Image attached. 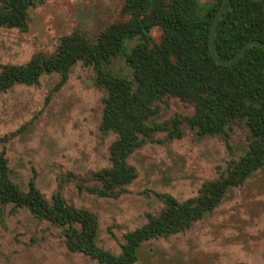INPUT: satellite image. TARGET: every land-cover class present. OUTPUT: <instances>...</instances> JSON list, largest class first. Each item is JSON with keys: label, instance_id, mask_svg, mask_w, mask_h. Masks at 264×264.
<instances>
[{"label": "rangeland", "instance_id": "rangeland-1", "mask_svg": "<svg viewBox=\"0 0 264 264\" xmlns=\"http://www.w3.org/2000/svg\"><path fill=\"white\" fill-rule=\"evenodd\" d=\"M214 0H200L207 7ZM1 5V2H0ZM125 0H44L28 11L27 30L0 27V72L6 65L28 63L38 54H53L62 38L75 32L94 40L111 23L128 20ZM161 41V30L150 32ZM139 38L127 41L131 49ZM110 68L132 77L125 58ZM59 72L43 74L33 85L17 84L0 93V152L8 159L13 181L28 190L34 181L49 200L66 201L98 219V246L122 253L125 235L159 216L170 194L183 202L199 194L204 183L219 179L249 149L251 134L242 120L231 121L219 134L199 136L186 119L192 103L175 96L156 102L149 124L182 121L180 137L169 130L141 136L128 157L135 178L103 196L93 188V173L112 165L115 133L102 129L106 91L95 73L76 63L61 83ZM36 217L26 207L0 203V264H107L72 251L65 229ZM134 264H264V166L242 185L230 188L202 219L182 231L142 243Z\"/></svg>", "mask_w": 264, "mask_h": 264}, {"label": "trees", "instance_id": "trees-1", "mask_svg": "<svg viewBox=\"0 0 264 264\" xmlns=\"http://www.w3.org/2000/svg\"><path fill=\"white\" fill-rule=\"evenodd\" d=\"M44 0H0V27L27 30L31 7ZM200 0H125L123 14L128 20L111 23L91 40L75 32L62 38L50 55L38 54L28 63L6 65L0 72V93L17 84L33 85L46 73L59 72L61 83L78 63L91 67L98 87L106 91L102 129L115 133L110 147L112 165L93 173L100 183L93 188L103 196H113L118 188L135 178L128 157L141 145V136L169 130L180 137L175 118L167 123L149 124L157 113L156 102L175 96L190 102L194 114L186 121L199 136L222 133L231 121L242 120L249 128V149L239 161L229 165L219 179L204 183L199 194L183 202L164 194L166 208L148 223L125 235L122 253L113 254L98 246V219L95 213L69 204L58 193L49 201L34 181L24 190L11 177L9 162L0 152V203L26 207L36 217L64 229L66 243L107 264H134L143 242L176 234L202 219L223 200L226 192L242 185L264 166V50L246 49L235 64L223 66L211 56L209 36L213 19L223 0L207 7ZM161 30V41L150 32ZM139 38L127 50V41ZM264 42V0H229L219 21L214 45L223 59L235 56L249 40ZM123 56L132 77L117 75L110 65Z\"/></svg>", "mask_w": 264, "mask_h": 264}, {"label": "water", "instance_id": "water-1", "mask_svg": "<svg viewBox=\"0 0 264 264\" xmlns=\"http://www.w3.org/2000/svg\"><path fill=\"white\" fill-rule=\"evenodd\" d=\"M228 3H229V0H223L222 1L219 9L217 10V12L215 14L214 19H213V23H212L211 31H210V36H209L210 54H211L212 58L218 64L223 65V66H230V65L237 63L242 58L246 49L250 46H258L264 50V42L257 40V39H254V40H249V41L245 42L243 44V46L241 47V49L239 50V52L235 56L231 57L230 59L223 60L217 55L216 50H215V45H214L215 34H216V31L218 28L219 21L223 15L224 10L226 9Z\"/></svg>", "mask_w": 264, "mask_h": 264}]
</instances>
